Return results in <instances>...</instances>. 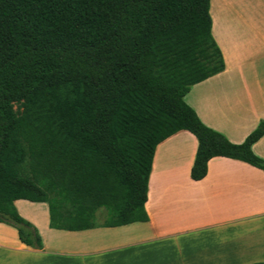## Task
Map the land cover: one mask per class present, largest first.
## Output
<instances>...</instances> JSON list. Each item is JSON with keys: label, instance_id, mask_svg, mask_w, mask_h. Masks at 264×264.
<instances>
[{"label": "trees", "instance_id": "obj_1", "mask_svg": "<svg viewBox=\"0 0 264 264\" xmlns=\"http://www.w3.org/2000/svg\"><path fill=\"white\" fill-rule=\"evenodd\" d=\"M209 0H0V222L41 248L15 199L44 202L50 228L147 219L157 143L178 130L196 139L189 176L214 156L264 172L251 144L204 125L189 87L223 69ZM248 264H264V261Z\"/></svg>", "mask_w": 264, "mask_h": 264}, {"label": "crops", "instance_id": "obj_2", "mask_svg": "<svg viewBox=\"0 0 264 264\" xmlns=\"http://www.w3.org/2000/svg\"><path fill=\"white\" fill-rule=\"evenodd\" d=\"M208 13L224 66L191 85L183 100L204 125L239 143L264 121V0H209ZM195 149L196 139L186 130L156 144L144 221L81 230L50 228L46 203L15 199L17 213L36 228L41 248L25 246L16 231L0 222V264L264 261V232L262 242L248 233L264 230V172L214 156L206 162L204 176L192 180ZM251 150L264 159V134Z\"/></svg>", "mask_w": 264, "mask_h": 264}, {"label": "rangeland", "instance_id": "obj_3", "mask_svg": "<svg viewBox=\"0 0 264 264\" xmlns=\"http://www.w3.org/2000/svg\"><path fill=\"white\" fill-rule=\"evenodd\" d=\"M106 217H107V214H106V211L103 208L97 209L96 212H95V216H94V222H95V224L96 225H102L106 221ZM3 224H5L9 230H11L12 232H15V229H14V227L11 224H9V223H3ZM263 232H264V230L261 229V228H258V227L257 228H252V229H250L248 231V233L251 236H254L253 238H256L257 240H259V242H262L261 235L263 234ZM232 239H233V242H236L238 240L235 237H233ZM236 246H237V244L234 245V250L235 251L237 249ZM260 246H262V250H263L264 249V243L261 244ZM262 250H258V253L264 251V250L263 251ZM165 259H167V258H165ZM227 262L228 263H241V264H247V263H249V262H244V261L236 262L234 260H228ZM172 263L174 264V262H170V261H167V260H163L162 262H156V264H172ZM188 263H189V261H186V262L183 261L182 262L181 260L177 262V264H188Z\"/></svg>", "mask_w": 264, "mask_h": 264}]
</instances>
